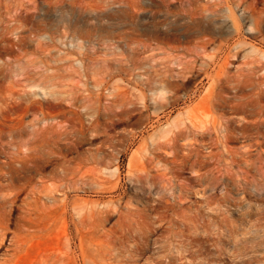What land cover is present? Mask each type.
<instances>
[{
	"label": "rangeland",
	"instance_id": "1",
	"mask_svg": "<svg viewBox=\"0 0 264 264\" xmlns=\"http://www.w3.org/2000/svg\"><path fill=\"white\" fill-rule=\"evenodd\" d=\"M12 197L11 264H264V0H0Z\"/></svg>",
	"mask_w": 264,
	"mask_h": 264
},
{
	"label": "bare ground",
	"instance_id": "2",
	"mask_svg": "<svg viewBox=\"0 0 264 264\" xmlns=\"http://www.w3.org/2000/svg\"><path fill=\"white\" fill-rule=\"evenodd\" d=\"M185 121H187V123L185 125L189 126L191 129V130L190 129L189 130L196 134L195 138H198V137L200 139L204 138V136H205V122L204 121H201V119H199V117H197L196 115H193L191 113L187 114ZM210 128L213 130H217V125L212 123ZM197 143H198V139H196V141H194L193 143L184 144L183 146H184V148L188 149L190 152L191 148L193 146L197 145ZM164 158L166 161H168L170 159L168 157H164ZM188 159H189L188 153L182 154V162H184L186 165H188L187 164ZM170 161L171 162L173 161V164L175 163V160L173 157L170 159ZM22 168L23 167H21V169ZM141 169H142V172L145 174V168L143 169L141 167ZM160 170L161 169H159V171H157V172L162 171V170L161 171ZM159 176L161 178H165L164 173H160ZM33 192H35V190ZM15 195H17V194H15ZM3 199H5V198H3ZM3 202H4V200H3ZM5 202H6V200H5ZM7 203H8V207H4L3 210H1L2 213L0 214V244L3 243V241H8V246H6V248L4 249L5 257H4L3 264L13 263L14 259L17 257V254L25 249V247L27 246V243H28V240H27L28 234H26V231H28L29 229H30L29 231H31L32 230L31 228L33 226V225H31V224H33L32 219H31L33 213H32V210L28 208V206L30 204H27L25 201H23L22 204L17 205L15 197L10 198L7 201ZM2 204L3 203H1V205ZM2 206H1V208H2ZM4 206H5V203H4ZM73 210L77 211L78 209L76 210V208L74 206ZM16 211L19 212L18 217L13 218V213ZM76 214H77V212H76ZM39 220L41 221V225H44L46 218L41 215V216H39ZM73 225H74V229H76V221H74ZM11 226L13 227L12 230H10ZM37 228H39V227H37ZM33 229H36V228H33ZM57 251H54L53 253H51V254L47 255V257H45V258H48L50 260V262H52V264H55L56 262H61L63 260L62 256L60 254H58ZM60 251H62V250H60ZM74 264H75V262H74Z\"/></svg>",
	"mask_w": 264,
	"mask_h": 264
}]
</instances>
